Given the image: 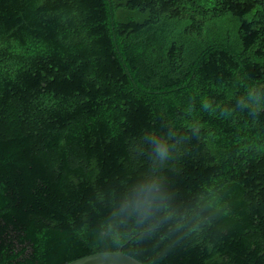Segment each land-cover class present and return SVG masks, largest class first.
Returning <instances> with one entry per match:
<instances>
[{
    "label": "trees",
    "instance_id": "16d2710c",
    "mask_svg": "<svg viewBox=\"0 0 264 264\" xmlns=\"http://www.w3.org/2000/svg\"><path fill=\"white\" fill-rule=\"evenodd\" d=\"M115 251L264 264V0H0V264Z\"/></svg>",
    "mask_w": 264,
    "mask_h": 264
},
{
    "label": "water",
    "instance_id": "95a60500",
    "mask_svg": "<svg viewBox=\"0 0 264 264\" xmlns=\"http://www.w3.org/2000/svg\"><path fill=\"white\" fill-rule=\"evenodd\" d=\"M66 264H143L121 251L97 252L87 255Z\"/></svg>",
    "mask_w": 264,
    "mask_h": 264
},
{
    "label": "clouds",
    "instance_id": "9594fccd",
    "mask_svg": "<svg viewBox=\"0 0 264 264\" xmlns=\"http://www.w3.org/2000/svg\"><path fill=\"white\" fill-rule=\"evenodd\" d=\"M158 151H159V149H158ZM115 240H116V242L119 244L120 243V238H119V236H116L115 237Z\"/></svg>",
    "mask_w": 264,
    "mask_h": 264
}]
</instances>
